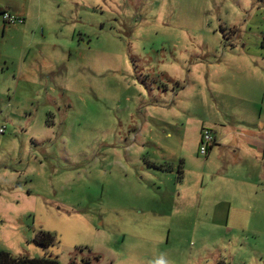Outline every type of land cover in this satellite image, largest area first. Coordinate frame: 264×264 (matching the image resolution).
Wrapping results in <instances>:
<instances>
[{
  "label": "rangeland",
  "instance_id": "374dc122",
  "mask_svg": "<svg viewBox=\"0 0 264 264\" xmlns=\"http://www.w3.org/2000/svg\"><path fill=\"white\" fill-rule=\"evenodd\" d=\"M0 10V250L264 264V0Z\"/></svg>",
  "mask_w": 264,
  "mask_h": 264
},
{
  "label": "trees",
  "instance_id": "16d2710c",
  "mask_svg": "<svg viewBox=\"0 0 264 264\" xmlns=\"http://www.w3.org/2000/svg\"><path fill=\"white\" fill-rule=\"evenodd\" d=\"M2 12L3 11L0 10V13ZM211 147L208 149V151L211 149ZM34 240L38 246L43 248L53 246L55 242L53 236L49 232H40V234L37 235ZM96 258L98 259V257ZM0 264H59V262L56 256L48 254H44L40 257L29 258L26 256H13L5 250H0ZM69 264H74V261L69 262ZM86 264H88V261H86Z\"/></svg>",
  "mask_w": 264,
  "mask_h": 264
},
{
  "label": "built area",
  "instance_id": "2783aa9c",
  "mask_svg": "<svg viewBox=\"0 0 264 264\" xmlns=\"http://www.w3.org/2000/svg\"><path fill=\"white\" fill-rule=\"evenodd\" d=\"M1 17L5 23H14V22H22V19L14 17L7 11H3L1 13ZM215 138L212 136V134L208 130H203L201 135V141L199 144V153L206 155L208 149L214 145Z\"/></svg>",
  "mask_w": 264,
  "mask_h": 264
},
{
  "label": "crops",
  "instance_id": "0c3cea01",
  "mask_svg": "<svg viewBox=\"0 0 264 264\" xmlns=\"http://www.w3.org/2000/svg\"><path fill=\"white\" fill-rule=\"evenodd\" d=\"M22 22H23V20H22ZM216 144H217V140L215 139V144L211 147L210 150H212V148H213ZM210 150H209V151H210ZM222 157H223V154H222ZM225 160H228V161H229V156H228V155H225V157H223L222 160H221L222 165H223V166L225 165V167H227V161H225ZM224 161H225V162H224ZM223 162L226 163V164H224ZM181 163H182V161H181Z\"/></svg>",
  "mask_w": 264,
  "mask_h": 264
}]
</instances>
